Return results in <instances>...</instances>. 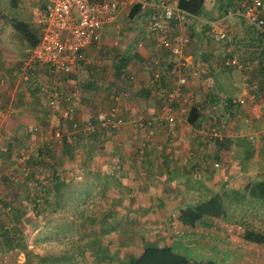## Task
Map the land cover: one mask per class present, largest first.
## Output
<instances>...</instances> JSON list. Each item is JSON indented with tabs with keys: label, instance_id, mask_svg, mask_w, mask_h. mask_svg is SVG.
Returning a JSON list of instances; mask_svg holds the SVG:
<instances>
[{
	"label": "crops",
	"instance_id": "obj_1",
	"mask_svg": "<svg viewBox=\"0 0 264 264\" xmlns=\"http://www.w3.org/2000/svg\"><path fill=\"white\" fill-rule=\"evenodd\" d=\"M172 2L175 5L177 4V0H172ZM242 2L244 1L205 0L204 11L200 15H196L195 20L185 27L175 25L174 29L176 31L190 37L189 44L182 49L179 56L187 63L185 71L195 70L199 76H206V74L211 76L202 80L196 78L186 87L185 93L195 90L204 92V90H207V85H209L208 83L205 84L207 80L227 79L220 72L219 63L221 64L225 57L231 53L229 52L233 48L231 38L235 37L237 42L249 38V36L243 34V30L238 23L237 18L244 22L243 18L232 13L231 15L227 14L235 10L234 6H240ZM262 3L264 12V0H262ZM136 10L137 7H130L118 14L114 20L106 23L102 30L100 43L89 47L86 51L87 59L84 61L85 63L78 65L77 78L84 81L83 83L92 79L94 74L92 71L94 70L100 72L99 75L105 81L106 75H113L115 65L119 60L115 56L119 53V57L125 59L126 74L130 75V79L134 81L133 85H131L132 82L129 83V89L132 91H127V93L132 94L126 98V92L118 93L115 96L116 101L112 100L113 102L109 106L116 109L117 115L122 114L124 121L118 125L117 130H114L112 141L113 145L115 142V146L108 141L106 142L107 145L105 144L106 146L100 149L102 153H92V167L103 173L118 174L119 183L123 189H126V195L128 194L130 201L136 202L140 198L141 201H144V197L149 196L152 200L151 203L159 201L166 204V217L170 219L173 217V211H175L173 208L177 207L173 206L174 202L183 201L180 197H184V194L189 196L187 200L190 202L191 198L195 196H199L198 198L209 196L210 193L219 192L222 188H241L248 181L264 179V114L259 118L249 119L248 117L251 115V103L260 102L264 104V89L255 87L256 92L254 95L250 92L254 89L253 86H248V90L246 88L248 84L246 78L251 79L257 74L256 71L249 70V73H245V69L242 67L236 68L239 73H242L240 74L242 82L239 84L236 96L234 94L231 97L237 98L246 91L248 99L247 103L239 109L238 115L230 117L226 122L225 129H221L220 144L206 138V135L200 132V128H195L193 124L187 121L186 114L190 107L181 110L179 108L174 111L176 118L179 119L174 125L170 126L162 120H154L155 122L151 127L138 126L140 123L143 124L149 119L162 115V109L160 111L162 100H159V96H162V90L171 89L173 80L176 79L171 72L172 66L178 58L161 45L156 35H151L147 31L146 22H144L140 34L141 21L138 19L139 15L147 16L151 9L147 8L143 14H140L139 9ZM130 13L133 14L132 17L129 16ZM32 14L36 15V8L32 10ZM123 16H127L126 19L128 22L130 21L127 25L131 24L134 29H137L136 32L131 33L129 31L126 33L124 30L127 27L126 20L121 19ZM234 16L237 17V20ZM26 22L29 23L30 21ZM216 26L224 27L228 31L227 39L218 44L214 43L210 36V29ZM9 30H11L12 40L5 37V34H0V79H3V82L0 83V111L5 109L3 107L9 105L18 106V109L15 108L17 110L21 108L22 113L16 116L17 119L6 120L8 135H18L22 133L26 122H30L31 119L34 121L37 119L36 117L40 118L42 112L39 110L38 97L31 96L28 97L30 99L27 102H21L26 98L19 95L21 90L17 88V81L12 80L16 73L18 74L22 64L18 70L15 66L23 63L24 59L19 60L22 57L25 58L26 55L24 53L25 42L14 31L10 23ZM15 41L19 43V46L14 44ZM11 44L14 45L10 46ZM8 51L16 57L15 59L9 58L11 60L9 63L6 62L7 58L4 57V53L11 55ZM113 51H116L115 55H112ZM40 69L35 74L36 83L40 86L51 85L53 83L52 75L47 74L42 68ZM155 72L161 74V81L159 82L161 88L157 83L158 80H155ZM127 75L122 77H127ZM56 80L58 83L60 82V78ZM123 81L127 84L129 82L119 78L117 80L119 86ZM9 83L13 86H9ZM227 89L234 92V88H230L229 85H227ZM22 90L26 95L29 93H25L24 89ZM225 93L227 92L225 91ZM192 96L194 101H198L201 105L208 102L206 99V102L200 103L197 96H194V94ZM219 97V101L223 103L226 95L220 93ZM95 105L98 107L104 106L99 101L95 104L94 102L83 101L80 103L78 101L76 120L87 117ZM221 107L227 109L222 104ZM223 108L219 109L218 107V112L223 111ZM78 134L77 136H79ZM51 138L53 139L52 136ZM224 138L225 140L222 141ZM53 149L56 151L60 147L57 145ZM141 149L145 150L143 162L140 161L137 155ZM98 154L101 156V167L94 162V158ZM0 155L3 156L2 152H0ZM81 159L80 156V161H82ZM113 161H117L118 165H112L111 168ZM213 161H218L220 166L212 165ZM239 180L242 181V184L238 186ZM155 208L156 214L162 218L159 207L156 206ZM132 210L140 212L139 218L142 221L154 222L156 225L157 215L152 213L151 208L147 209L144 204H140V206L132 205Z\"/></svg>",
	"mask_w": 264,
	"mask_h": 264
},
{
	"label": "rangeland",
	"instance_id": "obj_2",
	"mask_svg": "<svg viewBox=\"0 0 264 264\" xmlns=\"http://www.w3.org/2000/svg\"><path fill=\"white\" fill-rule=\"evenodd\" d=\"M45 2L46 0H0V13H2V20H0L2 33L0 34H5V37L12 40L8 21L14 17L30 21L31 28L37 30L38 22L36 15L32 14V10L41 8ZM126 17L123 16L121 19L126 20L127 25L130 21L128 22ZM234 18L237 17L234 16ZM138 19L141 21L139 27L141 34L144 22H146V15H139ZM237 19L243 34L249 36L251 28L241 19ZM182 26L185 27L186 25ZM124 30L126 33L129 31L133 33L137 29H134L130 24ZM239 42L235 41V37L231 38V44L233 46L238 45L237 47L234 46V52L238 58L239 49L243 46ZM14 44L19 46L17 41ZM8 53L11 52L8 51ZM115 54L116 51H113L112 55ZM4 57L7 58V63L11 62L9 58H16L13 53L10 56L4 53ZM219 66L221 67L220 72L227 79L212 80L207 86H212L217 81L226 83L225 85L234 88V96H236L239 84L242 82L240 79L242 73H239L236 68L225 70L226 67L223 62L219 63ZM244 71L249 73V68ZM109 76L113 78L112 74ZM109 76L106 75L102 87L97 90L98 97L96 99L86 98L89 103L100 101V97L105 96L103 89L105 87H110L111 91L113 90L118 94L120 92L127 93L131 90L129 83L134 84L132 80H129L128 84L123 81L121 84L123 87H121L117 81L109 79ZM208 77L206 74V76H199L198 79L202 80ZM206 83H209V80ZM8 85L13 86L11 83ZM211 89L207 87L204 92L195 90L193 94L197 96L200 102H206V96ZM81 102L83 101L81 100ZM111 103L107 99L103 108L107 109ZM218 107L222 109L221 106ZM15 108L9 105L2 110L4 111V121L1 130L7 131L6 120L17 119V115L14 113ZM93 109L99 108L94 107ZM217 109L215 110L217 111ZM65 126L69 129V124L66 123ZM46 129L43 131L32 130L33 132L25 137L13 135L11 147L6 140L7 136L4 137L2 132L0 135V152L4 156L1 157L0 155V175L13 167L19 170L20 175L25 174L26 170L29 172L33 166H36L35 169L38 172L39 170L42 172L40 178L32 174L30 177L24 176L22 180L20 179V190L15 194L18 196L20 193V199L18 203L14 204L20 209L23 208L21 216L19 215L20 220H22L19 237L24 241L25 250L32 251L30 261L33 264L38 259L35 256L61 257L65 254H73L75 258L80 259V251H83L82 258L86 259L85 264H122L129 256L139 255L143 246L149 243L170 244L182 253L190 248L191 251L187 255L198 259H213L218 264H264V209L249 207V205L231 209L236 222L223 219H207L206 222H202L192 218L187 221L184 218L189 217L190 209L187 200L189 196L184 194V197H180L183 201L174 202L173 206L177 207L173 208V210L175 209L173 217L171 219L166 217L164 224L159 223L158 220L155 222L156 225L154 222L142 221L139 218L140 212L132 210V205L140 206V204H135L137 202L129 200L126 189H123L119 183L118 174L110 175L92 167L91 152L94 148L92 149L89 145L87 151L81 149V141L75 136L73 140H78V144L74 147L75 150L72 152L73 149L71 151L70 149H62L61 141H53L51 134L48 133L50 128ZM44 145L50 146L48 151H44L51 155L58 170H61L63 186L58 197L55 198L54 195L49 194V202L35 206L32 197L36 192L39 193L37 183L40 184L43 180L45 184H50V179L47 180L42 176L52 172L51 168L55 166L54 164L48 165L43 161H36V152L38 148L41 149ZM57 145L60 149L53 152L51 148H56ZM7 150H10L8 155ZM63 152L65 153L63 154ZM69 152L72 154L70 157L67 156ZM100 153L102 152L99 151ZM99 154L95 156L94 162L100 166L101 156ZM80 156L82 161H80ZM27 157L34 161L25 162ZM116 164L118 165V162L113 161L111 168L112 165L117 166ZM240 184H242L241 180L238 181V186ZM3 194L8 193L4 192ZM50 196L53 198L51 199ZM6 224L8 228L14 225L11 219H8ZM0 249H2V251L0 250V264H22L26 259V251L20 246H12L11 248L8 246L6 248L0 244ZM195 252L199 254L194 255Z\"/></svg>",
	"mask_w": 264,
	"mask_h": 264
},
{
	"label": "trees",
	"instance_id": "obj_3",
	"mask_svg": "<svg viewBox=\"0 0 264 264\" xmlns=\"http://www.w3.org/2000/svg\"><path fill=\"white\" fill-rule=\"evenodd\" d=\"M204 2L205 0H177L176 6L196 16V15H200L204 11ZM133 7H137V10L139 9L140 11V8L138 5H135ZM1 14L2 13H0V20H2ZM131 15L133 14L130 13L129 16ZM8 23H10L11 27L20 36L22 41L25 42L24 51L27 47L34 46L38 43L39 37L41 35V30L39 27L37 30H34L31 28L28 22L24 20H20L15 17L10 18ZM0 33H2L1 27H0ZM239 43L240 44L242 43L243 45L241 49H239V52H238L239 58L234 52L235 50L234 46L236 47L238 46L236 44L229 51L231 53H229L227 57H231L234 55L237 57L243 69L246 70L247 68H249V70L257 72V74L254 75L251 79H249V77L246 78V82L248 83L246 85V88L248 86H253L254 89H252L250 92H252L255 95V92H256L255 87L264 89V33L255 31L254 29L252 31L250 30L249 38L246 40L240 41ZM119 55L120 54L118 53L117 56L115 57L116 59L118 57L119 60L114 68L113 79L115 81H117L119 78L120 79L123 78V80H126V81L132 80L130 79V75L128 76L126 74L127 68L125 66V59L123 57H119ZM23 59L24 57L20 58L19 61H22ZM83 63L85 62L84 61L79 62V64H83ZM21 64L22 63L17 64L15 66L17 70L21 66ZM38 67L39 66H37V70H36L37 72L41 70ZM224 69L226 70L228 68L226 67ZM92 72L94 73L92 75V79H89L85 83H83L84 81H80L77 78V73L72 77L71 82H69L68 79L66 78L62 79L64 83L61 85L62 88L59 87V89H61L63 92H67V91L74 90V89H77L79 91L78 99L74 101L75 110L70 116L66 118L62 117L59 112H54L53 114L49 115L50 110L47 106V96L43 92L42 86L36 83L35 77L31 81L26 82V81L19 80L17 73L16 75L14 74L15 76L14 78H12V80L17 81V88H20L21 90V92H19V95L26 98L25 100L23 99L21 102L22 103L27 102L29 100L28 97H31V96H34L35 98L38 97V103L40 106L39 110L42 112V114L40 115V118L36 117L37 118L36 120L33 121V119H31L32 122L31 121L30 123L26 122L23 126L22 133L18 135L20 137H25L26 135H29L30 132H33L32 130L34 129V127L39 126L40 129L38 130L41 131L45 129V127L48 124H50L52 129L58 128L62 132V136L60 137V139H54V138L52 139L53 141H56V142L61 141L62 149H68V150L70 149V151L72 149L75 150L74 147H76V145L78 144V140L76 141V139L75 140L73 139L75 136H77V133H79L78 134L79 136H77V138L79 137V140L81 141L80 142L81 149L83 148L86 150L89 145L92 147V149L94 148L93 151L91 152V155L92 153L99 152L100 149L104 148L107 145L106 142L108 141H110L113 145L112 136L114 134V130H117L119 126L112 127L111 124L108 123V120L110 118L112 119V116H110L109 114L107 115V112L110 109V107L106 109V108H103L105 106L98 107L95 105L94 107H98L99 109L94 110L93 109L94 107H92V110H90L91 113L87 115V117H85L86 119L84 118L82 120L80 119L76 120L75 118L76 110L78 107L77 102L79 101L80 103H82L81 100L87 101L86 100L87 97L96 99L98 97L97 90L99 89V87H102L101 85L104 79H102L101 75H99L100 72H96V70ZM123 75H127V77H122ZM198 77H199V74H197L196 78ZM160 81H161V77L157 81L158 85ZM210 83L211 81L209 80L208 84ZM227 83L229 84L228 81ZM225 84L221 83L220 81H217L216 84L212 86H207V87L212 88L206 98L208 102L201 105L198 103V101H195V103L192 106H190L188 113L186 114V119L191 124H193L195 128L197 127V128H203L204 130H208L209 127H215L219 123H221L223 119L222 118L223 115H228L229 117L236 116L235 111H237L239 108L238 106H236V103L233 102V98L231 97L234 95V92L229 91L227 89V85ZM22 89H24L25 93H28V92L29 93L27 95L24 94ZM103 89L105 90L104 91L105 96L100 97L99 102H101L104 105L107 99H109V102H113L112 100L116 101L115 96L118 95L117 92H114L113 90L111 91L110 87L108 88L105 87ZM169 91H170V88L165 91L164 90L161 91L162 96H159V100L160 99L162 100L161 102L162 107L166 103V100H167L166 96ZM225 91L227 93H225ZM220 93L221 94L223 93L226 95L225 101L222 103V105L224 104V106L227 109L225 110V108L222 107L223 115L221 111L218 112V109H217L219 105L221 106L220 101H219ZM190 94L193 95V92H190ZM128 96H130L129 93L125 95L126 98H128ZM95 102L97 101H94V104ZM15 107L17 108L18 106H15ZM162 107L160 108V111ZM17 109L14 110L15 115H19L20 113H22L20 111L21 108L20 110H17ZM215 109H217V111H214ZM210 112H212V116ZM44 115L46 116V119ZM116 116L121 118L122 123H123L124 121L123 115L116 114ZM154 122L155 121H153L150 125H147L146 122H144L143 124L148 127H151ZM66 123L69 124V129H67V127L65 126ZM73 125H75L76 131L72 133L71 141H67L66 133L73 129ZM2 134L4 137L7 136L6 140L8 141L9 147H11L13 145L12 140H11V139H14L13 135H10V134L8 135V133L4 130H2ZM204 135H206V138H209L215 141V143L220 144L219 142L220 140L218 138H211L207 134H204ZM224 140L225 138L222 141ZM49 147L50 146L44 145L43 147H41V149L38 148L36 152L37 162L43 161L48 165L54 164V161L52 160L51 155L47 154L44 151V150L48 151ZM51 150L54 152L53 148H51ZM142 150L143 151H142L141 156L139 155V152L137 154L138 156H140L139 159L141 162H143L145 158V150L144 149ZM9 151L7 150L6 152L7 155L10 154ZM64 153L65 152H63V154ZM67 156L70 157L71 154H68ZM27 159H25L24 161L25 162L34 161L33 159H30L29 157H27ZM215 163H218V166H220V163L218 161H213L212 165H214ZM35 168L36 166H33L32 168L29 169L30 170L29 172H27L26 170L25 174L20 175L18 172L19 170L13 167L9 171L0 175V244H3L6 248L8 246L9 248H11L12 246L13 247L20 246L23 250L26 249L24 241L19 237L21 235L20 231H21V223H22L21 222L22 220H20V216H21L23 208L20 209L14 206V204L16 202L18 203L20 199V193L18 194V196L15 194L18 193L20 190L19 184H20V181L22 180V177L24 176L30 177L32 174H34L35 176L40 178L42 172L41 170H39L38 172V170ZM51 169H52V172H48L46 176L45 175L42 176L43 178L47 180L50 179L49 180L50 184H45L43 180L42 182H40V184L38 182L37 188L39 189V193L36 192L34 196L32 195L33 197L31 196L33 198L32 201L35 203V206L41 203L49 202V194L54 195L56 198L58 197L60 193V189L63 186V178L61 176V170L60 169L58 170L56 165L53 166ZM110 175H113V174H110ZM4 192L8 194H3ZM198 197L199 196L192 197L190 202H188V208L190 209L189 217L187 216V218H184V220L189 221L190 220L189 218H192L195 221L199 220L202 222L203 221L206 222L207 219H223V220H227L230 222H236V220H234L233 218V211H231V209H234L236 207H244L248 205L249 207L250 206L259 207V208L264 209V179L248 181L241 188H222L219 192L210 193L209 196H203V197L201 196L202 198L201 197L198 198ZM50 198L52 199L53 197L50 196ZM136 202L140 204H144V207L147 209L151 208L153 210L152 213H155V214L157 212L155 207L156 206L159 207V209L161 210L160 216L162 218H160L159 215L156 214L157 220L159 221V223L164 224V220L166 218V208H167L166 204H163L159 201H156V202L153 201L154 203H151L152 200L149 196L147 197L145 196L144 201H141V198H140L136 200ZM8 219H11L14 223V225H12V227L10 228H8L6 224ZM0 250L2 251V249ZM25 251H26V259L22 264H33V262L30 261V256H32V251L30 250L29 251L25 250ZM190 251L191 249L187 248V250L182 253L180 251H177L170 244L163 243L159 245V244L149 243L143 246L139 255L132 256V257L129 256L127 258L128 260L125 259L122 262V264H218L213 259H207V258L198 259L196 257L187 255L189 254ZM82 253L83 251L79 252V255H81V258H82ZM196 254H199V253L195 252L194 255ZM35 257L38 258L35 264H85L86 263L85 258H82V259L80 258L81 259L80 260L79 258H75L73 254H65L64 256H61V257L60 256L59 257L35 256Z\"/></svg>",
	"mask_w": 264,
	"mask_h": 264
},
{
	"label": "built area",
	"instance_id": "obj_4",
	"mask_svg": "<svg viewBox=\"0 0 264 264\" xmlns=\"http://www.w3.org/2000/svg\"><path fill=\"white\" fill-rule=\"evenodd\" d=\"M240 6H236L233 11L227 14L237 15L243 18L245 24L255 31L264 33V12L262 0H243ZM138 5L140 14L147 8L151 12L146 16L147 31L159 38L161 45L177 57V61L172 66V74L175 76L172 87L166 96V103L162 107V115L146 121L150 125L154 120H162L167 125H174L179 121L174 114L176 109L180 110L192 106L195 101L190 93H185L186 87L192 83L198 74L193 70L187 72V63L179 56L182 49L189 44L190 37L174 29L175 25H188L196 16L179 8L171 0H46L41 8H36L38 27L41 30L39 41L36 45L25 49V58L18 72L19 80L29 82L35 77L38 68H42L47 74L52 75L53 83L42 86L43 92L47 96V106L50 114L59 112L64 118L70 116L75 110L74 101L78 99L77 89L63 92L61 88L63 78L72 81V77L77 73L80 61H85L86 51L92 45L100 43L103 27L106 23L114 20L116 16L126 9ZM1 27V26H0ZM210 36L214 43H222L227 39L228 31L224 27H212ZM224 66L241 68L236 56L226 57ZM161 74L154 73L155 80H159ZM60 78V82L56 80ZM3 79H0V83ZM248 94L245 91L242 96L233 98V102L240 109L247 103ZM239 109L236 112L238 115ZM215 111V110H214ZM4 111H0V135L4 121ZM264 112V104L253 102L250 104L251 117L259 118ZM112 116L108 123L112 127H117L122 123V119L116 116V109L110 108L107 115ZM212 116V112H210ZM221 123L208 130L200 128V132L207 134L211 138H222V130L226 127V122L230 119L228 115L222 117ZM248 119V118H247ZM139 126L146 125L140 123ZM50 128L48 133L53 138L60 139L62 132L56 128ZM39 126L34 127L37 131ZM43 129V130H45ZM41 130V131H43ZM47 130V129H46ZM73 129L66 133V140L71 141ZM142 149L139 155H142ZM139 156V157H140ZM214 166H218L215 163Z\"/></svg>",
	"mask_w": 264,
	"mask_h": 264
}]
</instances>
